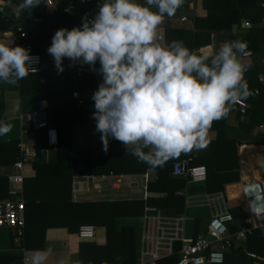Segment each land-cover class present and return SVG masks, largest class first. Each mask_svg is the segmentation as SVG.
Here are the masks:
<instances>
[{"label": "trees", "instance_id": "obj_1", "mask_svg": "<svg viewBox=\"0 0 264 264\" xmlns=\"http://www.w3.org/2000/svg\"><path fill=\"white\" fill-rule=\"evenodd\" d=\"M64 0L52 13L45 12L44 3L34 8L31 14L23 13L19 19L13 14L12 8L20 0H0L5 6L9 17L0 14V31L15 32V19L25 36L20 38L21 46L29 44L33 52L41 56V71L20 80L19 91L25 94H35L38 100L46 102V118L49 123L57 126L58 145L50 158L39 155L22 170V196L25 200V225L20 239L22 247L30 248L43 238L47 227H66L69 233L77 236V229L81 224H93L105 229V242L97 244L94 241H81L78 245V258L71 264H139V227L136 225L116 226V218H138L142 212L143 202L133 200H101L72 202L70 200V179L78 173H107V172H146L147 173V203L158 207L165 214H178L184 207V196L177 191L186 189L189 192L214 193L224 189V185L239 180L238 147L245 144L264 145V132L258 136H251L253 128L264 122V78L248 81L250 90L255 94L248 98L247 111L241 115L235 112V124L226 119L213 123L211 130L216 132L208 147L193 152L192 164L204 165L206 179L200 183H190L182 176L172 175L170 164L179 157L170 159L162 168H151L137 158L125 153L124 146L114 139L109 140L108 151H103L101 140L96 146H72L69 138L62 133L64 121L92 122V110L78 106L68 100L72 86L71 74L62 75L52 72L49 68L50 56L48 46L52 42L55 31L62 27L81 26L82 19L88 13L87 4H77L70 11H64ZM264 0H204L203 14L191 17L192 28H171L160 26L161 40L167 46L173 40H181L190 50L206 45L210 41L212 30L229 31L232 24L241 18L248 21L244 35L236 39L229 33V41L241 40L247 43V49L252 55L264 51ZM145 3L146 0H140ZM246 49V50H247ZM264 55V54H262ZM96 68H99L97 62ZM102 77L95 73H84L80 82L81 88H91L95 91ZM3 97L0 90V119L3 117ZM67 115L68 119H63ZM30 135L35 137V144L39 149L46 150L44 129H32ZM19 139L0 142V166L12 165L18 157ZM242 149L254 150L264 155V148L242 146ZM27 169L30 171L28 174ZM4 177H0V189L4 184ZM234 188V186H231ZM7 190L0 191V198L8 196ZM241 199L228 203L230 211L239 221L243 217L240 208ZM193 211H187L192 214ZM194 214V213H193ZM199 215H202L199 214ZM201 217V216H200ZM199 217V218H200ZM236 226H229L230 232ZM43 242V241H42ZM41 242V243H42ZM242 244V243H241ZM245 250L264 255V236L258 231L248 235L243 244L231 248L225 253L223 264H264V261L249 257ZM121 257L117 260L116 257ZM177 254L157 261L156 264H174ZM19 263V257L0 253V264Z\"/></svg>", "mask_w": 264, "mask_h": 264}, {"label": "clouds", "instance_id": "obj_2", "mask_svg": "<svg viewBox=\"0 0 264 264\" xmlns=\"http://www.w3.org/2000/svg\"><path fill=\"white\" fill-rule=\"evenodd\" d=\"M42 3L20 0L12 11L19 19ZM183 4L103 0L91 19L85 14L81 26L59 28L52 36L47 52L58 74L68 59L70 67L86 64L102 77L91 99L103 151L114 139L138 162L162 168L182 153L207 148L213 123L255 94L245 79L251 65L240 60L246 42L224 41L217 50L199 54L181 40L167 46L158 42L159 27ZM32 64L29 49L0 41V81L18 84L36 72ZM11 130V124L0 122V136ZM51 253V247L36 250L29 264H46Z\"/></svg>", "mask_w": 264, "mask_h": 264}, {"label": "built area", "instance_id": "obj_3", "mask_svg": "<svg viewBox=\"0 0 264 264\" xmlns=\"http://www.w3.org/2000/svg\"><path fill=\"white\" fill-rule=\"evenodd\" d=\"M63 1L45 0L44 9L55 11ZM102 3L103 0H66L63 9L68 12L77 4H87L89 7L87 15L91 19ZM263 4L264 2L261 1V5ZM0 14L9 17L5 6L1 3ZM181 20L187 21L188 18L182 15ZM262 21L264 23V17ZM243 22L244 25L248 24V21ZM14 24L16 30L13 34L18 43L25 33L16 19ZM158 39H161L160 32ZM23 47L30 50L35 73L40 72L41 56L33 52L29 44ZM242 56H252L251 50H246ZM89 68L86 64L77 63L70 73L73 82L69 99L78 106L92 110L94 101L91 96L94 91L91 88L80 87L82 76ZM235 109L241 115H245L246 102L238 104ZM27 119L32 129H44L46 150H55L58 145V132L55 126L47 121L45 100H37L35 109L27 114ZM18 148L19 154L13 163L15 173L8 175V180L20 184L24 165L32 162L43 150L22 140L19 141ZM193 157V154H189L172 161L171 174L182 176L188 183L203 182L206 179V168L204 165L192 164ZM146 190V172L78 173L73 174L70 179V199L73 202L133 199L143 202L139 224V264H156L158 260L174 254L178 256L174 264H223L225 253L231 248L241 246V241L255 230L264 236V177L242 183L240 194L247 223L240 225L234 232L229 230L230 224L234 222L232 213L226 207L218 205V196L205 193L201 201L210 208L211 215L206 224L205 233L195 237L187 233L188 220L184 213L169 215L163 213L158 207L149 205ZM24 204L25 200L22 196L0 200V229H8L13 237L19 240L25 225ZM96 231V226L93 224H81L77 229V238L81 241H92L96 237ZM245 253L253 259L264 261V255L248 250H245Z\"/></svg>", "mask_w": 264, "mask_h": 264}, {"label": "crops", "instance_id": "obj_4", "mask_svg": "<svg viewBox=\"0 0 264 264\" xmlns=\"http://www.w3.org/2000/svg\"><path fill=\"white\" fill-rule=\"evenodd\" d=\"M140 1V0H139ZM204 0H184V4L176 11L175 15L171 18L166 17L161 27H171V28H192V20L191 17L198 13H204L203 7ZM88 7V6H87ZM89 8V7H88ZM47 13H52L53 11H46ZM184 15L188 18L187 21H182L181 16ZM243 21L246 19L241 18L239 22L232 24L229 31L226 30H212L210 34V41L206 45H202L199 48L193 49L192 51L196 53H201L203 51H213L217 50L219 46L224 41H229V33H232L236 39L245 34L247 25H244ZM263 21L261 19V23ZM75 27V25H69L68 29ZM67 28V27H64ZM9 40L12 45H19V42L15 40V35L13 31H0V41ZM158 42L162 46H166L161 39H158ZM49 47V46H48ZM264 48V47H263ZM248 50V49H247ZM48 54V53H47ZM264 51L262 53L253 54L252 56H242L240 54V60L245 65H251V67L245 72V79L248 81L258 78H264V62L263 56ZM48 56H50L48 54ZM52 60H50L49 68H52V72H56L54 60L50 56ZM64 71L61 76L70 74L74 70L75 66H69L70 62L68 59H64ZM91 68L86 73H95ZM250 86V83H248ZM0 90L2 91L3 97V117L0 119V122L9 123L12 125V130L6 136H0V142H5L11 139H19L25 142L30 143L32 146H36L35 137L30 135V123L27 119V114L35 109L37 98L35 94H23L19 91V83L16 85H8L2 81H0ZM256 91V89H255ZM254 91V92H255ZM44 100V99H42ZM69 100V97H68ZM235 112H230L227 117V122L230 124H235ZM67 115H62L63 119H68L65 117ZM65 124L60 127L62 128V133L66 136V140L69 138V143L72 146H96L100 141V133L95 131L96 122H72V121H64ZM52 124V122H51ZM53 125V124H52ZM56 129L57 126L54 125ZM264 132V122L256 125L251 133V136L255 138L258 134ZM216 136V132L214 130H210L209 132V141L214 139ZM120 143V142H119ZM121 146H123L120 143ZM242 146H255L259 148H264V145L260 144H241L238 147V159H239V180L236 182L227 183L224 185V189L219 192L212 193L215 196L219 197L218 205L221 207H226L229 211L228 203L241 199L240 208L243 213L242 219L239 221L234 218V222L230 225L236 226L235 230L238 229L240 225H244L246 222L245 214L242 209V197L240 194V188L243 182L249 181L250 179H258L264 177V168H260L259 160L262 156L257 160V166L253 164V162L244 163L241 158V150ZM196 150H193L183 157H186L189 154H193ZM53 151L43 150L40 152L41 155H44L47 159L50 158ZM181 157V158H183ZM180 158V159H181ZM179 160V159H176ZM25 166V165H24ZM258 169V170H257ZM256 171L258 174H256ZM28 174L30 171L27 169ZM15 173V168L12 165H1L0 166V177H4V184H2L0 191L7 190L8 196L2 199H15L19 196H22V183L10 182L8 180V175ZM187 184H190L187 182ZM234 186V188H231ZM15 192V193H13ZM177 194L184 196V207L183 210L178 213H184L187 217V233L192 237H195L199 234L205 233L206 224L210 218L211 211L210 208L203 203L204 192H187L186 189H181V191H177ZM23 197V196H22ZM24 199V198H23ZM71 200V199H70ZM73 202V201H72ZM193 211L192 214H187V211ZM231 212V211H230ZM202 215H199L201 214ZM201 216V217H200ZM200 217V218H199ZM234 217V216H233ZM133 217H118L116 218V226L122 225H133L126 223V219ZM138 223L135 225L139 227L140 217L137 218ZM96 237L92 240L97 244H103L105 242V229L102 226H96ZM233 231V232H234ZM43 241V242H42ZM38 240V243L30 248H25L20 245V240L15 239L12 233L6 229H0V253L8 254V255H16L19 257V263H4V264H29L30 258L35 254L36 250H45L49 247L52 249V253L49 256L46 264H59L60 260L64 261V264H71L77 258L78 245L80 240L74 233H69L66 227H47L43 232V238ZM42 242V243H41ZM244 241H241L243 244ZM241 244V245H242ZM253 264H258L254 262Z\"/></svg>", "mask_w": 264, "mask_h": 264}, {"label": "bare ground", "instance_id": "obj_5", "mask_svg": "<svg viewBox=\"0 0 264 264\" xmlns=\"http://www.w3.org/2000/svg\"><path fill=\"white\" fill-rule=\"evenodd\" d=\"M262 156V154L256 153L254 150H250V149H242L241 150V158L242 161L244 163L247 162H253V164L255 166H257V160H259V158ZM258 170V169H257ZM256 174H258V172L256 171Z\"/></svg>", "mask_w": 264, "mask_h": 264}, {"label": "rangeland", "instance_id": "obj_6", "mask_svg": "<svg viewBox=\"0 0 264 264\" xmlns=\"http://www.w3.org/2000/svg\"><path fill=\"white\" fill-rule=\"evenodd\" d=\"M125 222L128 223V224L135 225L136 223H138V219L137 218H129V219H126Z\"/></svg>", "mask_w": 264, "mask_h": 264}, {"label": "water", "instance_id": "obj_7", "mask_svg": "<svg viewBox=\"0 0 264 264\" xmlns=\"http://www.w3.org/2000/svg\"><path fill=\"white\" fill-rule=\"evenodd\" d=\"M259 166L262 169L264 168V156L260 158V160H259Z\"/></svg>", "mask_w": 264, "mask_h": 264}]
</instances>
